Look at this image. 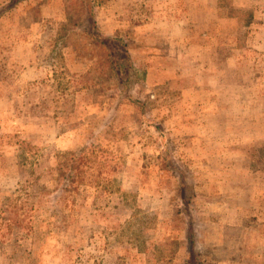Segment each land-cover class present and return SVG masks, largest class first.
<instances>
[{
  "label": "rangeland",
  "instance_id": "1",
  "mask_svg": "<svg viewBox=\"0 0 264 264\" xmlns=\"http://www.w3.org/2000/svg\"><path fill=\"white\" fill-rule=\"evenodd\" d=\"M95 12L125 79L82 0H0V264H264V0Z\"/></svg>",
  "mask_w": 264,
  "mask_h": 264
},
{
  "label": "trees",
  "instance_id": "2",
  "mask_svg": "<svg viewBox=\"0 0 264 264\" xmlns=\"http://www.w3.org/2000/svg\"><path fill=\"white\" fill-rule=\"evenodd\" d=\"M86 12L88 15V19L90 21V29L88 32L92 35L94 39L97 40L99 44H102L107 49V55H108V64L111 68L112 73H115L119 78L125 79L129 76L123 75L125 73V68L129 67L131 68L133 66V61L131 58L130 51L126 48L120 51L122 47H120V38L110 37V35H106L102 33L98 28V23L96 19V12H95V3L96 0H82ZM121 72V74H120ZM188 241L194 244V241L191 240L190 235L188 233ZM193 249L192 245L190 248L188 247V255L184 258L185 264H193L192 261V253L191 250ZM190 250V251H189Z\"/></svg>",
  "mask_w": 264,
  "mask_h": 264
}]
</instances>
